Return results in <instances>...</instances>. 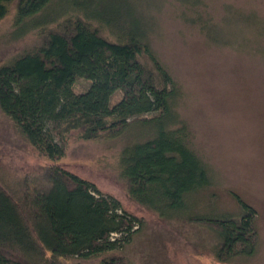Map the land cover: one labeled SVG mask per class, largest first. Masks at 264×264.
<instances>
[{
	"label": "trees",
	"instance_id": "1",
	"mask_svg": "<svg viewBox=\"0 0 264 264\" xmlns=\"http://www.w3.org/2000/svg\"><path fill=\"white\" fill-rule=\"evenodd\" d=\"M62 2L67 6L58 17L35 28L39 42L0 64V112L49 162L41 175L16 184L0 182V264L70 259L128 264L122 249L143 226L142 219L58 162L73 136L114 139L135 124L151 126L155 134L119 151V173L129 198L161 220L209 230L218 263L253 256L257 212L239 196L233 195L238 214L214 208L212 214L195 212L194 196L212 179L178 123V86L156 57L148 30L133 20L112 28L100 11L90 12L77 0ZM12 3L0 0V21ZM52 3L18 0L14 26L45 13ZM78 80L88 87L76 92Z\"/></svg>",
	"mask_w": 264,
	"mask_h": 264
},
{
	"label": "rangeland",
	"instance_id": "2",
	"mask_svg": "<svg viewBox=\"0 0 264 264\" xmlns=\"http://www.w3.org/2000/svg\"><path fill=\"white\" fill-rule=\"evenodd\" d=\"M17 1L0 21V64L36 45L35 28L67 6L53 0L45 13L15 27ZM77 1L90 12L100 11L112 28L133 20L148 30L156 57L178 86V123L185 126L191 147L212 179L207 190L194 196L195 212L212 214L214 208L238 214L233 195L239 196L257 212L258 240L253 256L232 264H264V0ZM88 84L78 80L74 90L83 91ZM119 98L118 92L113 102ZM154 134L151 126L135 124L114 139L82 141L73 136L58 164L112 194L142 219L143 226L122 249L128 264H221L213 259L215 241L209 230L182 220H161L127 195L119 151ZM48 165L0 112V182L16 184L41 175Z\"/></svg>",
	"mask_w": 264,
	"mask_h": 264
}]
</instances>
